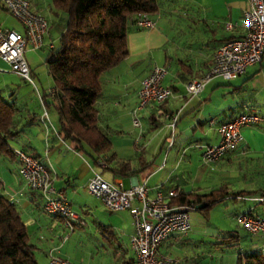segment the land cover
<instances>
[{"label":"crops","instance_id":"1","mask_svg":"<svg viewBox=\"0 0 264 264\" xmlns=\"http://www.w3.org/2000/svg\"><path fill=\"white\" fill-rule=\"evenodd\" d=\"M26 1L31 10L45 17L47 31L40 48H26L24 52L30 72V85L22 79L20 85L14 84L15 78H11L10 75H17L0 60V93L4 98L13 101L17 107L14 117V130L17 134L7 139V145L11 151L20 148L34 155L47 168L53 187L63 191L72 211L78 215L79 219L71 223L69 231L62 219L46 214L41 207L39 195L30 191L18 175V162L12 153L11 155L0 153V156L7 158L0 159V194L14 204L25 225L29 242L33 245V256L38 264H50L49 252L68 259L72 264H111V262L133 264V255L128 244L129 236L132 234L129 213L126 210L109 211L107 209L108 215L97 213L89 207L86 198L77 192L75 185L84 184V187L88 177L94 172H88L85 169L82 183L72 181L73 170L81 164L90 167L89 162L81 155L80 150L73 149L71 142L67 144V140H63L57 134L56 114L54 111L51 113L50 108L43 106L41 96L51 92L52 80L47 81L44 87L40 82L39 86H36L34 82V67L40 63L45 66L44 59L47 53L51 51V48L54 49L55 42H58L63 23L61 15L51 7L50 0ZM156 1L157 11L147 15L153 25L145 29H135L134 25H129V31L126 34L127 55L117 65L100 75L101 90L94 108L97 126L108 139L111 132L118 133V137L121 136L123 130L120 117H125L127 120L134 110L142 114L147 110L146 121L149 130L158 128L160 120L165 128H171V130L176 129L177 123L183 122L176 139L166 144L163 137L158 147V151L163 149V157L156 170L161 171L165 168L167 182L149 187L147 184L149 174L138 178L137 172L143 168V165L132 169L128 166L133 172L128 176L115 174L113 170L117 167H110L109 163L117 157L116 152L109 151V159L105 162L98 159L97 163L102 168L111 170L112 184L121 188L125 184L127 186L125 188H128L133 184L144 183L152 191L158 188L163 191L172 188L183 194H203L220 186L226 187L229 193L243 192L242 195L234 194L225 197L237 208L232 214L234 228L224 234L231 235V242L225 244L228 247L238 246L244 239L242 249L224 255L215 245V250L212 249L207 255L201 251L198 253L194 248V242L199 244L202 240L198 236H192L189 231L173 233L158 246L160 255L172 257L170 251L179 252L178 264H222L223 257L227 258L225 264H235L238 253L264 252V234L250 236L235 220V216L243 212H249L264 219V116L245 99L237 97L221 111L214 110V113L209 114L206 120L205 113L210 108L207 105L210 95L204 93L203 89L212 78L193 95L187 94L184 88L179 91L175 83L181 82L183 86L185 82L200 77L211 64L219 44L227 38L242 35L241 17L243 11L248 8V0H183L189 3L190 7H180L178 9L180 12L175 19L171 16L161 18L159 14L162 3L173 6V0ZM4 14L8 12L0 5V27L21 33L22 26L18 25L16 29L9 27L5 23ZM227 21L232 24L230 29L224 26ZM153 65L165 68L166 73L161 80V85L170 89V95L162 103H149L143 108L136 109V91L139 82ZM167 75L172 79V83L163 82ZM236 78L239 80L231 87L237 93L247 88L264 90V54L259 63L246 67L244 73ZM245 93L241 92L238 96H244ZM50 97L46 96L45 99L49 100ZM251 111L260 117V121L254 125L241 127V138L238 144L216 162L203 165L200 160L201 150L204 146L217 142L216 127L238 113ZM171 117H175L172 126H170ZM142 133L143 130L139 129L133 137L134 149L142 150L145 147L142 143ZM36 145H40L43 151H39ZM63 145L69 149L65 153L67 159L62 164L53 163L54 156L59 155V150L55 148L58 146L63 148ZM111 146L110 142V148ZM139 157L137 159H140ZM119 161L127 163L121 158ZM140 162L142 160H139ZM124 178H128L126 182ZM67 186L71 189L68 196ZM72 204L78 207L81 215H95L93 222L95 230L103 231L107 238L106 248L99 249L95 241H91L90 230L84 228L85 221ZM52 218L58 220L61 230L51 221ZM236 229L241 230L243 235H240ZM224 235L219 232L214 236L225 237ZM188 242L192 247H187ZM106 249L109 250L108 254ZM215 258H219L218 262Z\"/></svg>","mask_w":264,"mask_h":264},{"label":"built area","instance_id":"2","mask_svg":"<svg viewBox=\"0 0 264 264\" xmlns=\"http://www.w3.org/2000/svg\"><path fill=\"white\" fill-rule=\"evenodd\" d=\"M0 5L22 26L23 31L0 27V60L20 79L31 83L29 67L24 57L26 48L38 49L42 46L47 31L45 17L30 9L26 0H0ZM243 33L239 37L224 40L213 54L211 64L197 79L184 83L187 94L198 93L211 78L219 76L232 80L246 67L259 63L264 54V0H248V8L243 11ZM153 22L146 14L136 17L135 26L140 29L151 27ZM226 29L232 24L224 23ZM164 67L153 65L140 80L136 91V109L149 103L159 104L170 95V89L161 85L165 75ZM43 116V115H42ZM45 116V115H44ZM43 116V117H44ZM175 117H171V125ZM260 117L254 112H241L216 127L218 140L202 148L200 160L209 165L219 160L227 151L240 141V128L254 125ZM132 124L137 126L135 119ZM18 162L17 173L25 186L36 192L41 199V207L46 214L60 218L66 228L79 219L72 211L62 190L52 185V178L45 166L24 150H13ZM87 193L100 201L109 211L126 210L131 217L132 234L129 236V250L133 255V264H178L174 257L160 255L158 246L169 235L185 232L189 228L190 208L187 204L173 203L178 191L175 189L150 190L144 183L133 184L128 188L115 187L92 173L85 184ZM235 220L250 236L264 234V219L250 214L239 213ZM50 264H72L68 259L48 253Z\"/></svg>","mask_w":264,"mask_h":264},{"label":"trees","instance_id":"3","mask_svg":"<svg viewBox=\"0 0 264 264\" xmlns=\"http://www.w3.org/2000/svg\"><path fill=\"white\" fill-rule=\"evenodd\" d=\"M50 4L61 15L63 23L56 48H51L44 59L52 86L49 94L41 96L43 106L55 112L57 134L71 142L74 150L86 146L95 155L94 160L105 162L110 157V141L97 126L94 108L101 90L99 77L127 55L129 25L140 29L135 26L136 17L156 12L157 1L50 0ZM46 96L51 97L46 100ZM16 112L14 102L0 93V153L4 155H13L7 139L17 134ZM113 171L121 176L133 173L125 162ZM234 194L244 193H229L226 187L220 186L203 194L178 192L173 202L190 207L203 204L199 210L205 213L227 195ZM32 250L14 204L0 194V264H38ZM235 264H264V252L238 253Z\"/></svg>","mask_w":264,"mask_h":264},{"label":"rangeland","instance_id":"4","mask_svg":"<svg viewBox=\"0 0 264 264\" xmlns=\"http://www.w3.org/2000/svg\"><path fill=\"white\" fill-rule=\"evenodd\" d=\"M172 2H173V6L162 3L161 6L162 9L161 12L159 13L161 15V18H167L171 16L173 19H175L177 17L176 15H178V13L180 12L178 11L180 7L181 8L190 7L189 3L183 0H173ZM4 15L6 18L5 23L9 27L15 29L18 28V25H20V23L13 16H11L9 13ZM57 43L58 42H55V48L57 46ZM34 73H35V77L33 78L36 86H39V82H40L41 84H43L44 87L45 83L51 80V77L47 73L46 67L43 65V63H40L39 65L34 67ZM10 76L11 78H15L14 84L20 85L22 83V80L17 76L14 75H10ZM238 80L239 79L237 78L234 80H226L222 77L216 76L213 77L211 82L206 85V87L203 89V92L208 93L210 95L209 100L207 101L208 102L207 105L210 108L205 113L206 120H208L209 114L214 113V110L221 111V109L224 106H227L231 101L237 99V97L239 98L242 97L241 99H245V101L249 102L254 108L258 110V112H260V114L264 116V90H259V89L251 90L247 88L245 91H239V93L246 92L244 96H238L239 93H237L231 87L232 85H234L233 83H235ZM163 82L169 84L172 83V79L169 77V75H167L165 76ZM175 84L178 86L179 88L178 90L182 91L184 85L182 86L181 82H177ZM27 85H30V83H28ZM49 110L51 111V113H54L51 108ZM147 115H148L147 110H145L143 114L140 111L134 110L132 111L129 119L126 120L125 117L123 118L122 116L120 117L121 118L120 124L123 130L121 136L118 137L119 136L118 133H114V132L109 133V139L112 144L109 151L116 152L117 154V157L109 163V166L119 167L120 166L119 158H121L122 161L123 160L126 161L127 165L131 169L138 168L141 165H143V168L139 172H137L138 178L140 179L141 176L149 174L147 179V184L149 185V187H153L151 185L160 184L164 181L167 182L164 171L165 168L161 171L156 170V168L160 165L161 159L163 157V149L161 151H158L159 144L163 137L165 138L166 144L172 141L173 139H176L180 127L183 126V122H181V124L177 123L176 129L171 130V128H165L162 124V121L160 120V124L158 128L149 130L148 123L146 121ZM220 116H222V114ZM159 118L161 119V117ZM132 119L136 120L137 126L131 124ZM139 129L143 130L142 143L145 144V147L142 150H139V148L134 149L132 147L133 137L138 133ZM190 140L192 141L193 139ZM66 143L69 144V141H67ZM13 146H15V144ZM37 149H39V151L41 152L43 151V148L40 145L37 146ZM55 149L59 150L58 151L59 155L54 156L53 158L54 160L52 159L53 163L55 162L56 164H62L65 161V159H67L65 153H67L66 151H69V149L65 146L63 148H59L58 146ZM79 152L84 158H86L87 162H89L90 167L88 166L85 167L84 164H81L77 169L73 170L72 181L74 183L83 182L85 169H87L88 172L91 171L98 174L102 180L113 185L111 181V176H112L111 170L108 168L107 169L102 168V166H100L97 163V160H94L92 158L95 155L88 147L83 146V149L80 150ZM138 156H140L139 157L140 159H137ZM4 158L5 156L2 155L0 156V159H4ZM58 159L61 160L57 161ZM139 160H142V162L145 163L142 162L139 163ZM13 163L15 164V161H13ZM53 163H52V167L54 168L55 166ZM146 163L147 165H144ZM4 164L6 165V163ZM127 179L128 178H124V182H126ZM83 185L84 184L78 186L75 185V188L79 194H81L84 198H86L89 207L93 211L96 210L97 213L100 212L103 215H108L109 212H107V210L102 206V204L100 205V202L96 198H94L90 194H87L85 190V186L83 187ZM113 186L117 187L116 185ZM125 187H127L126 184L124 185L123 188ZM70 190H71L70 187L67 186L66 187L67 196L70 194ZM72 206L73 208H75L76 212L81 216V218H83V220L85 221L84 228H86V230L88 229L90 230L89 234L91 235V241H95V244L99 249L106 248L107 238L104 236L103 231L95 230L96 229L95 223H93L95 221V215H83V214L81 215L78 207L74 204H72ZM236 208H237L236 206H234L229 200L225 198L222 202H218L213 206H211L205 213L201 212L199 209H195V208L189 209L188 211L189 228L187 231H189V233L192 236L193 235L198 236V238L202 240V242H200L199 244L194 242L195 244L194 248L197 250L198 253L201 251L204 252L205 255H207V253L210 252L212 249L215 250V245L218 246L219 250L224 255H227L228 253L237 252L238 250L243 248L242 243L245 241L244 239L239 242L238 246L236 245V246L228 247L227 245H225L231 242L230 238L224 239L226 237L224 234H226V232L228 231H232L234 228L233 225L235 222H233L234 220L232 219V214ZM51 221H53L55 225H58L59 229L61 230L60 224L57 219L52 218ZM237 231L239 232L240 235H243V232L241 230H237ZM219 232L223 233L225 237L214 236L216 233ZM209 235L212 236L210 237ZM216 242L217 244H215ZM188 243L189 245H187V247H192L191 243L190 242ZM106 251H107L106 254H108L109 250L106 249ZM170 254H172L171 256L174 258H178V256L180 255V253L177 251H170ZM225 259L227 258L226 257L222 258L221 260L222 264H225L226 262ZM218 260L219 258H215V261L218 262ZM111 264H116V263L111 262Z\"/></svg>","mask_w":264,"mask_h":264},{"label":"water","instance_id":"5","mask_svg":"<svg viewBox=\"0 0 264 264\" xmlns=\"http://www.w3.org/2000/svg\"><path fill=\"white\" fill-rule=\"evenodd\" d=\"M202 207H203V204H197V205L194 206L195 209H200Z\"/></svg>","mask_w":264,"mask_h":264}]
</instances>
